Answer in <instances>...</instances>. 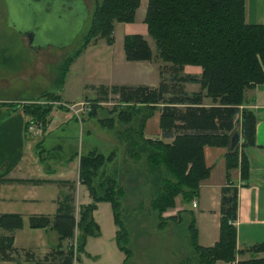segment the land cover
<instances>
[{
    "label": "trees",
    "instance_id": "1",
    "mask_svg": "<svg viewBox=\"0 0 264 264\" xmlns=\"http://www.w3.org/2000/svg\"><path fill=\"white\" fill-rule=\"evenodd\" d=\"M138 5L139 0H95L78 48L60 65L59 88L68 65L86 45L96 39L110 44L113 24L132 22ZM143 23L147 35L153 40L155 57L168 63L167 76L163 77L159 70L154 87L90 86L96 90L97 96L92 98L87 116L100 108L99 103L107 94L116 95V104L111 111L117 109L116 120L120 125H126L121 130L120 139L132 162L143 161L140 162L144 166L140 173L142 184L149 186V206L155 210L158 220L163 221L161 213L174 206V198L179 195L182 203L189 202L197 195L199 182L208 176L203 146L227 147L236 123L242 141L239 147L224 153L225 178L228 180L229 171L238 168L240 183L246 185L248 167L241 148L254 145L255 117L245 107L248 102L245 91L264 81V24L245 21L244 0H146ZM122 51L128 61H147L152 57L147 41L140 34L124 35ZM184 65H197L201 72L199 75L183 73ZM186 83L197 84L199 90L187 92ZM42 96L46 100H60L54 92ZM203 97L214 104L202 105ZM52 106L31 102L20 104V109L29 121L38 123L43 130ZM58 107L67 111L64 106ZM154 110L159 111L161 137L170 138L169 142L143 137L145 120ZM112 122L110 117L104 118L100 124L112 127ZM109 160L110 155L96 150L79 154L78 181L85 186L90 201L80 205L76 222L67 199L58 204V210L51 218L28 216L29 227L49 226L56 232L58 242L63 239L69 241L62 264H71L73 259L75 264H81L79 255L84 253L86 237L99 233L92 218V211L99 201L110 205L116 227L114 242L123 254L121 264H127L131 256L129 235L120 215V199L125 195V187L103 171V165ZM2 181L8 180L0 179ZM236 208L237 185L226 183L220 188L218 238L211 246L197 244L193 219L188 220V238L196 251L197 264H215L216 261L223 264H264V257L255 256L264 253V241L236 250L233 225ZM74 225L77 229L75 235ZM20 226L19 215L0 214L1 228L11 230ZM14 251L12 236L0 234V260H13ZM238 252L251 255L246 260L235 261Z\"/></svg>",
    "mask_w": 264,
    "mask_h": 264
},
{
    "label": "rangeland",
    "instance_id": "2",
    "mask_svg": "<svg viewBox=\"0 0 264 264\" xmlns=\"http://www.w3.org/2000/svg\"><path fill=\"white\" fill-rule=\"evenodd\" d=\"M85 2L88 12L81 19L80 8L63 11L57 7L48 6L50 8L47 11L43 5L35 7L32 5L34 7L32 8L27 0H0V117L1 103L5 101L8 105L14 102L51 104L53 106L49 115L62 114L60 112L62 109L58 105L65 107L63 103L71 105L80 102L72 109L65 111L72 116V119L67 121L65 132L60 134L54 131L46 135L45 150L38 149V157L47 162H53L54 159L50 157L57 154V150L54 149L55 144L61 143L64 154L70 153L72 149H78L81 151L80 154H83L90 151V145H93L96 148L93 150L110 155V160L106 161L102 167L103 171L108 174L111 173L113 160L129 159L124 142L120 139L121 130L126 125H120L116 120L117 109L111 111L112 106L116 104L117 97L110 93L104 101L99 103L100 108H97L93 115L87 116L92 98H94L91 96H97L96 90L92 91V87L90 89L91 84H107L111 79L154 84L158 79L159 70L163 77L167 76L168 63L155 57L153 40L147 35L143 23L146 0H139L133 22L128 24L115 22L110 44H106L103 39L90 41L68 65L63 84L59 88L60 65L78 48L88 27L89 15L95 5V0ZM8 7L9 10H7ZM57 15L61 17L58 19ZM31 26H38L33 44L46 45L39 47L36 51L28 46L26 37L20 36L21 31ZM128 29L139 33L147 41L151 50V59L144 61L141 65L131 61L124 63L127 64L125 66L119 64L120 60L125 62L121 44L122 37L126 35ZM192 88L194 91L199 90L197 84ZM50 92L57 93L61 97L60 100H46L42 96ZM201 92L204 93V90ZM205 101L209 102V99L203 97L201 102L205 103ZM81 103H85L86 107L79 105ZM110 117L113 118L112 127L107 125L103 127L100 121ZM234 127H238V124ZM81 128L83 131L87 128L92 133L88 136L84 133L81 135ZM144 129L146 133H155L157 124L154 114L147 120ZM137 162L141 164L140 162L143 161ZM123 184L125 195L120 199L121 220L124 226L125 224L128 226V223L133 224V227L139 224L136 229L142 232L134 240L132 239L131 244L129 243V248L133 249L134 258L144 263L146 261V264H159L170 255L173 262L197 264L196 251L191 246L184 227L187 215L176 214L175 219L171 221L173 225L170 222L165 228L157 229V214L149 206L148 184H142L140 177L136 180L126 179ZM136 214H139L138 217ZM178 216H181V219L176 225ZM94 218L99 225V233L97 236L86 237L84 254H81L80 258L81 264H121L122 253L114 242L115 225L112 222L111 210L107 202L98 206ZM168 251L176 254L172 256L167 253Z\"/></svg>",
    "mask_w": 264,
    "mask_h": 264
},
{
    "label": "crops",
    "instance_id": "3",
    "mask_svg": "<svg viewBox=\"0 0 264 264\" xmlns=\"http://www.w3.org/2000/svg\"><path fill=\"white\" fill-rule=\"evenodd\" d=\"M244 19L247 23L264 24V0H244ZM128 30L126 34H139L135 31H130V29ZM131 62L141 65L144 60ZM124 63H130V61H119L120 65H127ZM182 72L199 75L201 69L197 65H184ZM157 82L158 79L154 84L111 79L107 84L100 83L98 85H148L154 87ZM98 85L91 84L93 87ZM194 85L195 83H186L184 85L185 90L187 92L194 91L192 90ZM91 90L94 91V88ZM245 96L248 100L245 107L250 109L255 117L254 145L241 148L242 153L246 157L248 167L246 185H241L240 183L238 168L229 171L228 180L225 178L224 153L228 150V146L205 145L202 151L204 163L209 167L208 176L199 182L198 193L188 202L190 205L182 203L179 195L174 198V206L161 213L163 221L158 220L156 222L157 229L165 228L175 219L176 214H185L187 215V220L184 227L187 237V222L192 218L197 232V244L203 247L211 246L218 238L220 188L226 183H234L237 185V208L233 221L236 250H243L251 244L264 241V81L247 89ZM13 104L8 105L7 101L1 103L0 179H7L8 181L0 182V214L19 215L21 226L11 230L0 227V234L12 236V246L15 249L12 253L13 260H0V264H62V257L66 253L69 241L63 239L58 242L56 232L49 226L40 228L29 227L28 216L44 215L51 218L56 214L58 204L67 199V204L72 209L74 222H76L80 205L90 201L85 186L78 181L80 150L72 149L70 153L64 154L62 153L63 146L61 143L55 144L54 149L57 150V154L54 153L55 156L50 157L54 159L53 162L42 160L37 154L38 149L45 150L46 135L54 131H58L60 134L65 132L67 130V121L72 119V116L67 114L65 110L60 111L62 114H51L44 129L41 130L38 123L29 121L28 116L21 112V103H16V107ZM212 104L214 103L210 99L209 102L205 101V103H202L204 106ZM153 114L156 119L157 129L155 133H146L145 124ZM150 117L145 120L142 131L143 137L169 142L170 138L161 137L158 127L159 111L154 110ZM27 121L28 125L25 126ZM236 128L238 129V127ZM238 132L240 136V131L238 130ZM83 133L88 136L92 131L87 128L83 131L81 128L80 134L82 135ZM91 149L96 148L90 145ZM128 160V158L121 161L113 160L111 173H109L116 183L123 186V181L125 182L126 179L136 180L140 177L143 180L140 172L144 166L137 164L138 162L134 163ZM191 201H194L195 205L193 207L191 206ZM104 203L106 201L97 202L92 211V218L98 229L99 225L94 218V213L97 211L98 206ZM103 208L105 209V206ZM139 214H136L137 217ZM178 217L176 225L180 223L179 219H181V216ZM171 224L173 225L172 222ZM138 226L139 224L134 227L131 223H128V226L125 224L130 244L132 239L134 240L136 236L142 234L140 229H136ZM76 233L77 229L74 225L73 235ZM167 253L172 254V256L176 254L172 251ZM81 254L84 253H80L79 258H81ZM250 255L247 252H238L235 255V261L246 260ZM255 256L264 257V253H258ZM168 257L163 262H159V264H184V262L171 261L172 257L170 255ZM121 259H123V254ZM75 263L73 259L71 264ZM127 264H146V261L144 263L140 259L134 258L132 249ZM215 264L223 263L216 261Z\"/></svg>",
    "mask_w": 264,
    "mask_h": 264
},
{
    "label": "water",
    "instance_id": "4",
    "mask_svg": "<svg viewBox=\"0 0 264 264\" xmlns=\"http://www.w3.org/2000/svg\"><path fill=\"white\" fill-rule=\"evenodd\" d=\"M27 1L29 2V5L32 8H34L36 5H38V6L43 5L45 7V10L47 9V11L50 8L48 6L57 7L59 9H61V4H63V3L71 4L73 7V8H71V10L72 9L78 10L77 8H80V3L75 1V0H42L41 2L37 1V0H27ZM47 1L49 2L48 4H46ZM32 5H34V7ZM7 10H9V7L7 8ZM61 10L65 11V9H61ZM86 15H87V13L84 12V13L80 14V18L82 19ZM60 17H61V15L56 16V18H58V19ZM52 19H54L53 16H52ZM37 32H38V26H31V28L23 30L20 32L21 35L26 37L28 46L30 48H32L34 51H36L39 47H45L46 46V45L36 46L33 44V40H34L35 34H37ZM56 47L60 48L62 46H56ZM241 141H242V138L239 136L238 129H234L229 135L228 151H232L236 146H238V144Z\"/></svg>",
    "mask_w": 264,
    "mask_h": 264
},
{
    "label": "flooded vegetation",
    "instance_id": "5",
    "mask_svg": "<svg viewBox=\"0 0 264 264\" xmlns=\"http://www.w3.org/2000/svg\"><path fill=\"white\" fill-rule=\"evenodd\" d=\"M37 1H42V0H37ZM75 1H77V2H79L80 3V10H79V14H82V13H84V12H88L87 10V5H86V0H75ZM49 2L47 1L46 2V4H48ZM71 8H73L72 7V5L71 4H66V3H63V4H61V9H65V10H71ZM20 36H22V37H25V36H23V35H21L20 34Z\"/></svg>",
    "mask_w": 264,
    "mask_h": 264
},
{
    "label": "built area",
    "instance_id": "6",
    "mask_svg": "<svg viewBox=\"0 0 264 264\" xmlns=\"http://www.w3.org/2000/svg\"><path fill=\"white\" fill-rule=\"evenodd\" d=\"M78 103H80V102H78ZM78 103H75L76 105H78ZM75 104H71V105H68L67 103H63V105H65V108H67V109H72L73 107H74V105ZM79 105H81V106H84V107H86L85 105V103H81V104H79ZM90 109V108H89ZM87 110H88V107H87ZM89 111V110H88ZM195 204H194V201H191V206L193 207Z\"/></svg>",
    "mask_w": 264,
    "mask_h": 264
}]
</instances>
